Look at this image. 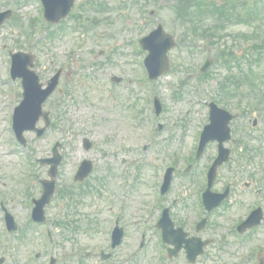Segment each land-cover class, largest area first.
Returning a JSON list of instances; mask_svg holds the SVG:
<instances>
[{"label":"rangeland","instance_id":"rangeland-1","mask_svg":"<svg viewBox=\"0 0 264 264\" xmlns=\"http://www.w3.org/2000/svg\"><path fill=\"white\" fill-rule=\"evenodd\" d=\"M205 1L207 4L195 7V21H188L179 19L175 9L178 0H76L71 12L73 18L70 16L65 21L68 30L62 34L59 32L58 38L50 43L49 29L38 21L43 17V8L38 0H0V12H13L0 34V80H7L6 59L1 55L5 47L6 50L38 54L35 70L42 82H46L51 73L60 67L65 71L61 82L65 94L61 96L57 92L44 106L46 111L51 112L52 127L43 139H36L32 133L26 134L32 145L34 159L48 158L56 142L63 144L64 162L57 178V195L48 212L56 240L59 241L56 248L57 263L97 264L96 259H87L86 253L105 245L109 229L113 227L117 216L111 211L127 198L118 186L119 181L128 179L122 176L125 173L122 165L124 158L135 161L136 168L132 167L130 174L136 173L143 185L136 189V193H130L124 202L128 208L122 212L120 224L126 228L127 238L117 251L118 257L133 251L138 229L141 230L140 239L147 216L144 203L150 205L154 201V186L158 182L155 170L159 172L163 165L172 161L175 154L180 157V169L176 172L170 195L172 201L176 200L173 219L183 223L187 230L195 234L191 228L192 221L197 219L194 207L202 178L196 177V187L189 172L185 173L188 164L183 156L193 153V133L200 131L202 121H209L206 103L210 101H215L236 115L230 125L232 142L226 144L232 150V156L229 167L221 171V181L216 190H221L227 177L232 178V183L237 186L233 184L231 187V192L235 194L226 208L220 210L222 217L213 216L212 225L200 234L203 238L213 239L214 244L206 250V258L201 259L199 264H223L228 257L230 262L237 255L264 248V225L260 237H254V244L247 242L242 245L236 242L237 236L232 234L233 225L230 227L233 219L243 217L250 203L253 205L259 200L264 202V192L255 199L251 191L254 187L258 188L261 166L264 165V147L260 140L264 126V101L260 88L264 81L261 75V72L264 74V2L248 18L241 8L233 7L230 2L220 15L212 13L209 2L213 0ZM214 1L224 5L227 0ZM235 2L240 4L243 0ZM151 12L155 14L151 16ZM80 16V24L88 30L85 34L74 29ZM236 16L244 18L239 20ZM159 23L175 37L178 46L170 52L171 71L156 82L164 108L158 123L163 124L164 128L162 131L157 128L156 134L159 135L156 142L144 154L141 147L147 143L145 132L148 122L142 103L149 92L146 85L139 81L145 74L139 65L145 58L139 40L156 29ZM194 25L198 26V32L192 30ZM211 30L218 35L204 37L206 31ZM245 37L257 49L248 51ZM208 50L214 62L206 73H201ZM257 52L260 54L257 55ZM247 53L250 55L247 59L254 56L258 60L257 65L251 68L253 72L241 62ZM237 56L239 59H235ZM225 60L232 64L224 63ZM259 68L262 69L257 70ZM68 73L72 74L70 79L66 76ZM257 74L259 76L255 83L247 81L255 79ZM114 76L122 78L123 82L114 84L111 81ZM237 79L242 81L240 86ZM127 85H132L133 89H128ZM222 85L231 93L230 97L225 95ZM10 88L0 83V152L4 154L0 156V186L22 227L16 239L20 240L25 233L23 239L33 242L23 250L24 255L30 256L34 250L43 252L44 249L40 244V236L29 229L31 225L29 213L26 212V200L20 192L25 166L19 155L7 157L5 154L12 149V143L8 140L11 134L6 129L11 111ZM189 101L194 103L192 109H188ZM255 122L257 126L253 127ZM39 126H44V123L41 121ZM84 137L95 144L89 152L83 148ZM215 152V144H210L202 169L208 165ZM84 159L92 160L95 170L87 187L73 186L77 193L78 190L89 191L78 196L76 209L69 200L61 198L59 189L64 190L73 184L72 173ZM108 167L121 177L117 180L110 178L107 187L101 191L99 179L109 175ZM36 177L48 179V168L37 167ZM248 183H251V189L245 187L250 185ZM243 189H247L248 194L243 193ZM32 192L40 196L37 183ZM62 222L67 226H58ZM154 222L153 219L150 227H154ZM2 224L0 217V243L4 241ZM149 233L152 240L150 237L148 240L155 241L156 235L152 228ZM2 251L0 246V257L5 254ZM45 257L41 259L42 263ZM153 258L154 247H150L131 264H153ZM176 262L186 264L183 259Z\"/></svg>","mask_w":264,"mask_h":264},{"label":"water","instance_id":"water-1","mask_svg":"<svg viewBox=\"0 0 264 264\" xmlns=\"http://www.w3.org/2000/svg\"><path fill=\"white\" fill-rule=\"evenodd\" d=\"M75 0H59V2L55 3L54 6L50 7V11L48 12V18L53 21H58L59 19L66 17ZM6 16V15H5ZM158 40L160 42L167 41V44L162 47H156L152 49L151 56L148 60V65L151 73L153 74V78H157L163 72L169 70V62L167 58L168 50L173 47L172 40L165 36L160 29L156 33ZM31 57L27 55H18L17 57V72L18 76L24 78V86H25V101L22 106L18 110V117H16V128L18 126L19 129H35V125L39 118L42 115V105L51 95V93L55 90L58 79H56L51 87L48 90H42V85L39 84L38 78L28 71V66L31 65ZM47 124L49 125L50 121L48 119V114L44 115ZM228 120H217L214 128L211 130L213 137L211 139H219L221 142L229 139V129L226 127V123ZM216 132L217 134H215ZM40 135L44 133V130L39 131ZM228 151H223L222 157L218 161V165L223 163L228 159ZM59 162L56 164V166ZM56 166L53 169V176L56 175ZM90 171L89 167H85L83 170V174H88ZM214 178V174L212 175ZM53 193V189L49 190L48 196L51 197ZM218 204V203H216ZM214 202L209 204V208H212Z\"/></svg>","mask_w":264,"mask_h":264},{"label":"flooded vegetation","instance_id":"flooded-vegetation-1","mask_svg":"<svg viewBox=\"0 0 264 264\" xmlns=\"http://www.w3.org/2000/svg\"><path fill=\"white\" fill-rule=\"evenodd\" d=\"M111 253H112V257L110 258L109 261H107V262H100L99 264H119L120 257H118V255L115 252H111ZM181 257H183V256H181ZM7 258L9 260H11V257L10 256H7Z\"/></svg>","mask_w":264,"mask_h":264}]
</instances>
